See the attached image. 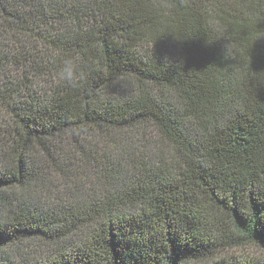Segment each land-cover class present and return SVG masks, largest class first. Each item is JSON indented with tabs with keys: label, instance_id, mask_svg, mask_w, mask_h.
<instances>
[{
	"label": "trees",
	"instance_id": "obj_1",
	"mask_svg": "<svg viewBox=\"0 0 264 264\" xmlns=\"http://www.w3.org/2000/svg\"><path fill=\"white\" fill-rule=\"evenodd\" d=\"M0 264H264V0H0Z\"/></svg>",
	"mask_w": 264,
	"mask_h": 264
},
{
	"label": "clouds",
	"instance_id": "obj_2",
	"mask_svg": "<svg viewBox=\"0 0 264 264\" xmlns=\"http://www.w3.org/2000/svg\"><path fill=\"white\" fill-rule=\"evenodd\" d=\"M78 73V62L74 58H66L58 72V78L64 83L73 84L78 79Z\"/></svg>",
	"mask_w": 264,
	"mask_h": 264
}]
</instances>
